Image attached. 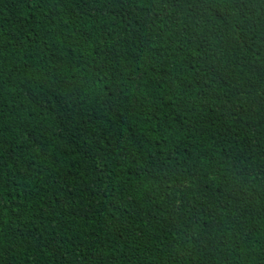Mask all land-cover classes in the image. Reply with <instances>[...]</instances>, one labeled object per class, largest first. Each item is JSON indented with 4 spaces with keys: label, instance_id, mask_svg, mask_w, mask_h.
Returning <instances> with one entry per match:
<instances>
[{
    "label": "trees",
    "instance_id": "obj_1",
    "mask_svg": "<svg viewBox=\"0 0 264 264\" xmlns=\"http://www.w3.org/2000/svg\"><path fill=\"white\" fill-rule=\"evenodd\" d=\"M0 264H264V0H0Z\"/></svg>",
    "mask_w": 264,
    "mask_h": 264
}]
</instances>
